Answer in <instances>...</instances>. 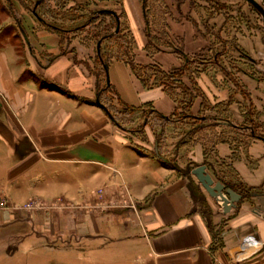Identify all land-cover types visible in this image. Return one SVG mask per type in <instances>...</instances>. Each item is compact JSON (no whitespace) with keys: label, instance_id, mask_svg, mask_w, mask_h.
<instances>
[{"label":"crops","instance_id":"1","mask_svg":"<svg viewBox=\"0 0 264 264\" xmlns=\"http://www.w3.org/2000/svg\"><path fill=\"white\" fill-rule=\"evenodd\" d=\"M116 1L123 10L120 36L132 40L136 65L176 70L182 62L177 54L146 52L147 15L140 0H0L9 15L0 22V196L15 204L33 197L82 201L102 190L109 200L126 187L137 209L47 223L38 215L3 213L0 264H27L39 245L61 251L62 264H264V154L257 143L248 154L240 147L232 154L228 140L210 145L208 136L200 142L190 123L199 114V99L178 119L183 109L176 94L147 86L128 61L100 55L108 39H87L92 23L75 24L76 10L112 8ZM112 9L92 14L112 17L118 33L120 11ZM176 13L183 16L182 9ZM42 19L60 31L49 30ZM191 20L190 28L176 17L168 25L182 46L191 45L185 52L194 53L205 39ZM206 80L198 77L197 86L214 93ZM104 91L118 103L84 102ZM210 162L242 184L228 187L238 201L225 194L228 200L216 203L214 192L205 194L196 183L193 172L202 163L210 169ZM248 239L257 246L244 244ZM13 243L17 249L5 255Z\"/></svg>","mask_w":264,"mask_h":264},{"label":"rangeland","instance_id":"2","mask_svg":"<svg viewBox=\"0 0 264 264\" xmlns=\"http://www.w3.org/2000/svg\"><path fill=\"white\" fill-rule=\"evenodd\" d=\"M140 1H142L147 15L145 34L149 47L146 48V52H151V54L157 52L177 54L182 62L176 70L163 71L156 66L146 67L141 65L138 67L136 65L134 62L135 48H133L132 40L120 36L125 35L122 34L124 19L122 17L121 2L116 1V5H111L114 9L110 8V4L101 8L94 5L88 6L87 9H77L76 11L80 10L78 12L80 19L75 24L90 18V23L96 28L92 29L91 26V29L89 28L87 31L88 36L85 35V37L87 39L89 37L93 38L94 41L101 38L108 39L100 46L102 57L124 59L135 67L136 73L140 75L147 86L157 85L163 87L174 98L176 94L179 97L177 107L183 109V113L177 117L178 119L185 118L184 110L190 107L195 98L196 100L199 99V114L196 120L190 122L195 125L193 129H199L198 134L195 135L197 140L204 142L209 136L210 145L228 140L232 145V154H234V151L237 152L238 147L247 150L246 153L248 154L252 143H257L258 148L261 149L258 153L262 156L264 154V15L244 0ZM254 1L264 9V0ZM2 7L0 3V22L5 20L6 16H9L4 15L5 10H2ZM99 9H102L101 11L110 9L120 11L117 13L122 20V25L119 27L118 33L116 32L115 22L111 20L112 17L106 20L107 15L105 13L98 14ZM176 9H182L183 16L178 15ZM94 10L98 12L92 14ZM72 13L68 16L69 18L74 15ZM174 17L179 18L180 22L186 25L184 28H190V20L192 19L191 23L196 27L197 35L204 36V42L200 43L201 47L196 48L194 53L185 52L186 50L190 51L191 45L189 47L182 46V41L170 32L168 23H171ZM60 26H63L61 22ZM70 26L73 27L74 24L69 23L63 27L68 28ZM13 32V28L10 27L8 35L14 37L12 36ZM238 40L241 42L240 44ZM243 42H246L244 48H242ZM201 76L203 78L207 76L208 84L215 91L214 93H203L200 90L196 84V82L198 84L200 82L196 79ZM208 81L206 80V82ZM206 82L204 81L205 87ZM207 95H210L209 101L206 100ZM101 96H98L99 100L93 99L84 102L87 104L98 103L103 107H111L112 100L117 102L112 92L108 94L104 91V96ZM229 105L233 107L231 113L228 110ZM204 115H206L205 118H202ZM222 125H227V127L222 128ZM189 131H191V128L187 127L183 133L186 134ZM174 132V130L169 132L170 137L174 135ZM248 162L250 165H255L253 160ZM209 164L212 166L210 169L203 163L202 165L197 164V169H202L204 175L209 178V186L214 189L213 200L222 204L227 199L224 192L227 190L232 191L228 187H238L242 184L235 182L232 171L223 174L219 169L213 167V163L210 162ZM198 170L193 172L192 177L206 194V189L196 177ZM219 186L222 187L221 190L217 189ZM223 187L225 191H223ZM0 200L7 201L9 206L23 207L29 202H40L44 205L42 209L35 211L0 212V215L6 213L11 218H20L22 215H38L47 223L49 219L57 220L67 217L72 221H77L79 218H92L94 216V210L89 207L95 201V194L82 201L62 197L55 199L33 197L24 203L15 204L10 203L5 196H0ZM68 203L82 206L83 209L66 210L62 208L63 205ZM16 249L17 245L13 243L8 249H4L5 255H11ZM61 253V251H52L43 245H39L37 251L29 257L27 264H62ZM22 264H25L24 259Z\"/></svg>","mask_w":264,"mask_h":264},{"label":"built area","instance_id":"3","mask_svg":"<svg viewBox=\"0 0 264 264\" xmlns=\"http://www.w3.org/2000/svg\"><path fill=\"white\" fill-rule=\"evenodd\" d=\"M104 193L102 190H99L95 193V201L93 204L90 205L89 208L94 210V214L100 211H108V210H116V211H124L129 213H136V201L133 199L131 194L129 193L126 187H122L120 192L114 198H110L109 200H104ZM44 207V205L40 202H33V203H26L23 207L21 206H9L7 201L0 200V212H7V211H20V210H27V211H35L40 210ZM62 208L66 210L71 209H83L82 206H77L74 204H66L63 205ZM87 208V207H84ZM75 209V210H76ZM246 245L250 246H257V243L252 240L248 239L245 241Z\"/></svg>","mask_w":264,"mask_h":264},{"label":"water","instance_id":"4","mask_svg":"<svg viewBox=\"0 0 264 264\" xmlns=\"http://www.w3.org/2000/svg\"><path fill=\"white\" fill-rule=\"evenodd\" d=\"M244 1H246L247 3H249L254 9H256L257 11H259L260 13H262L264 15V9H263V7L261 5H259L256 1H254V0H244ZM197 173L199 174L198 179L202 183V185L205 187V189H207V191L209 193L213 192L214 189L213 190H210L208 188V186L210 185V180H209L208 177L203 176V170L202 169H199ZM217 189L218 190H221L222 187L219 186ZM225 194L229 197V201L230 202H236V201H238L240 199V196L239 195L235 194L234 192H232L230 190H227Z\"/></svg>","mask_w":264,"mask_h":264},{"label":"trees","instance_id":"5","mask_svg":"<svg viewBox=\"0 0 264 264\" xmlns=\"http://www.w3.org/2000/svg\"><path fill=\"white\" fill-rule=\"evenodd\" d=\"M38 2V1H37ZM36 2V3H37ZM42 21H43V24L49 29V30H53L54 32H58V31H60L59 29V27L58 26H56L55 24H51V23H47L45 20H43L42 19ZM131 65V69H132V71L135 73L136 71H135V67L132 65V64H130ZM145 83V82H144ZM99 94V93H98ZM172 168L174 169V170H178L177 169V167H176V165H175V163H172Z\"/></svg>","mask_w":264,"mask_h":264}]
</instances>
